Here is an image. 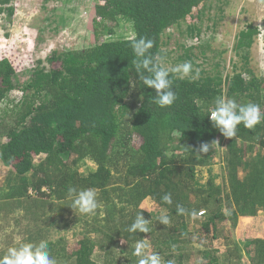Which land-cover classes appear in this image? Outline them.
<instances>
[{
    "label": "trees",
    "instance_id": "1",
    "mask_svg": "<svg viewBox=\"0 0 264 264\" xmlns=\"http://www.w3.org/2000/svg\"><path fill=\"white\" fill-rule=\"evenodd\" d=\"M94 1V45L55 51L48 68L0 49V255L47 240L57 264H135L133 247L143 239L163 264H264V120L227 138L207 115L220 95L264 112V69L248 60L259 27L248 24L236 36L234 49L247 60L241 68L225 77L172 75L177 99L161 108L154 88L140 81L129 40L152 39L150 53L165 63L166 31L207 0ZM14 7L0 0L8 18ZM119 20L130 23L132 37L119 35ZM205 142L212 148L198 154ZM218 153L221 174L201 182L199 168ZM69 187L96 191L93 214L69 205ZM165 193L171 205L162 202ZM177 205L188 211L178 214ZM141 207L151 231L129 233ZM192 210L203 215L193 219ZM161 213L169 225L157 220ZM241 218L247 227L239 239L232 231Z\"/></svg>",
    "mask_w": 264,
    "mask_h": 264
},
{
    "label": "rangeland",
    "instance_id": "2",
    "mask_svg": "<svg viewBox=\"0 0 264 264\" xmlns=\"http://www.w3.org/2000/svg\"><path fill=\"white\" fill-rule=\"evenodd\" d=\"M14 14L7 17L0 10V49L7 48L19 53L26 59V66L48 68L47 57L53 52L87 48L96 43L94 34V0H13ZM259 27L248 55L249 66L256 72L264 69V2L262 0H207L194 17L188 18L179 26L171 27L164 35V48L168 67L189 62L192 71L220 76L241 68L247 60L243 52L234 49L236 36L248 24ZM130 23L119 20V35L132 37ZM106 38V37H104ZM210 45L206 52L202 46ZM188 49H191L187 51ZM11 50V51H12ZM216 71H212L213 67ZM30 69V67H29ZM224 140V139H223ZM222 151V147H220ZM210 167L199 168V180L204 182L212 174H221L222 162L219 153ZM0 168V182L4 171ZM221 181V176L216 179ZM152 208L153 203L146 200L143 204ZM242 219V218H241ZM238 223L232 234L241 239L245 224ZM72 232H67V235ZM74 239V236L70 237ZM215 246L219 245V241Z\"/></svg>",
    "mask_w": 264,
    "mask_h": 264
},
{
    "label": "clouds",
    "instance_id": "3",
    "mask_svg": "<svg viewBox=\"0 0 264 264\" xmlns=\"http://www.w3.org/2000/svg\"><path fill=\"white\" fill-rule=\"evenodd\" d=\"M153 43L152 39L144 36L129 40L135 57L132 62L140 74V81L154 88L155 97L152 102L165 108L173 105L177 99V94L173 90L172 75L184 79L192 71V65L184 62L168 67L159 56L150 53ZM207 115L213 126L227 138L236 137L238 126L241 124L252 129L264 120V112L261 111L259 104L251 102L239 104L235 99L225 98L223 95L216 97L214 107L208 109ZM213 143H201L196 152L208 153ZM67 195L71 201L69 205L77 213L93 214L98 207L97 193L92 188L78 190L75 187H69ZM161 200L168 205L173 203L171 193H165ZM142 209L145 208L141 207L137 211L135 219L128 226L129 233L151 231L150 220L145 218ZM187 211L182 205H177L178 214H185ZM190 214L193 219H196L199 215H203V212L192 210ZM157 220L164 225L170 224V217L166 213H161ZM149 248L150 245L146 240L135 242L132 252L135 264H163L161 255L158 252L149 251ZM0 264H57V261L51 256L48 241L40 240L39 242H19L9 246L4 254L0 255ZM168 264H172V261L169 260Z\"/></svg>",
    "mask_w": 264,
    "mask_h": 264
}]
</instances>
